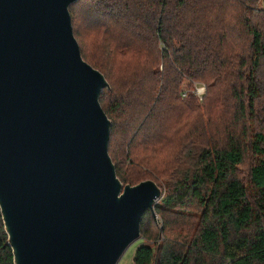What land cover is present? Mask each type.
<instances>
[{"label": "trees", "instance_id": "trees-1", "mask_svg": "<svg viewBox=\"0 0 264 264\" xmlns=\"http://www.w3.org/2000/svg\"><path fill=\"white\" fill-rule=\"evenodd\" d=\"M204 1V9L208 0H179L170 6L173 25L181 31L172 35L168 30L165 36L160 17L164 11L157 7L165 1L154 0L160 10L157 19L150 13L144 18L134 14V8L146 6L140 0L124 2L122 11L110 16L123 24L120 32L110 29L113 43L98 46L105 57L120 56L124 70L118 74L111 75L100 58L88 63L80 52L110 86V91L101 92L100 106L106 95L116 103L115 119L101 109L112 123L108 152L117 178L131 186L137 179L152 180L159 187V182L168 184L169 194L154 206L163 226L147 234L155 227L151 211L145 212L140 235L147 242L135 249L132 264H264V12L260 28L246 26L239 15L243 29H233L221 13L199 14ZM222 6L228 11L223 15L229 16L233 6ZM227 29L238 31L236 44L227 41ZM142 42L156 53L136 68L142 59L138 63L126 56L139 59ZM184 79L190 82L188 90L196 82L205 86L201 102L192 92L181 100ZM113 135L122 148L125 169L112 155ZM164 151H175L176 158L165 161L162 170L156 157ZM249 153L257 157L248 170L253 203L237 176ZM192 204L202 208L199 224H191L187 233L171 232L169 227L178 221L167 218L181 219ZM6 239L0 216V264H13Z\"/></svg>", "mask_w": 264, "mask_h": 264}, {"label": "water", "instance_id": "water-1", "mask_svg": "<svg viewBox=\"0 0 264 264\" xmlns=\"http://www.w3.org/2000/svg\"><path fill=\"white\" fill-rule=\"evenodd\" d=\"M78 1L0 0V216L13 264H117L163 196L116 176L99 103L110 86L81 57Z\"/></svg>", "mask_w": 264, "mask_h": 264}, {"label": "rangeland", "instance_id": "rangeland-1", "mask_svg": "<svg viewBox=\"0 0 264 264\" xmlns=\"http://www.w3.org/2000/svg\"><path fill=\"white\" fill-rule=\"evenodd\" d=\"M126 1L128 0H79L77 3L72 5L69 9L74 37L78 41L79 50L81 53L84 54L85 60L89 63V61H92V58H96V57L100 58L101 60L106 62L107 67L111 68V70H109L111 75L118 74L119 72H122L124 70L123 66L120 65L121 58L120 56L114 58V55H110V57L103 56L101 53H99L98 46L100 44H102L103 46H106V43H110V42L113 43L112 39L115 38V33L113 36L109 37L108 31L110 29L116 30V32H120V29L123 26V24H120L119 22L115 23L114 21L115 19L110 16L111 14H116L118 10H121L123 8V3ZM132 1L135 2L137 0H132ZM140 1L145 3L146 6H144L142 10L134 8V11H135L134 14H140L142 15V18H144L145 16L144 14L150 13L151 16L154 14V19L155 18L157 19V17H159V14L157 13L156 10L163 8L164 13L160 14V17L162 16L165 22L164 34H163L164 36L166 35L165 32L168 30L171 31V33L169 34H172V35H177L178 32L181 31L179 29V26L173 25V22H172L173 19L170 18L171 15H173L174 13L173 8H171L170 6H175L176 4H180L179 0H163V2L165 1L166 3L165 2L164 4H161L160 2L157 3L158 4L157 7L159 9L155 8L156 5H155L154 0H140ZM207 2H208V5H206L204 9H203V6L206 3V1L203 2L201 6V9L203 10L200 9L199 14L202 13L208 17L210 14L211 15L213 14L214 16H216L218 13H221L222 18L227 17L228 20L230 21V24H229L230 28L243 29L242 28L243 25L240 23L239 20L243 21L246 24V26L252 23H254V26L256 28H260L262 26V23H263L262 18H263V12H264V0H253L251 3L249 2V0H208ZM213 3H214V6H210V4H213ZM223 3L228 4L229 7L233 6L232 7L233 11L230 12L229 16L223 15L224 12L228 13V11L223 12V9H224V7L222 6ZM185 11L188 13L187 9ZM185 11H183L184 12L183 15H186ZM239 15H241V18L238 20ZM185 17L187 18V16ZM138 23L142 24L140 19L138 20ZM224 36H226L227 41H230L232 44H236L240 39L238 31L237 33L236 32L233 33L229 29L225 30ZM139 44L141 46L138 52H142L138 54L139 59L136 57L129 56V55L126 56L127 58L134 59L138 63L141 61L140 59H142L141 63H139L136 68H139L140 65L144 63V60L152 59L154 57V54L156 53V51L150 50L147 45H143V42ZM237 46L238 45H235L234 47L237 48ZM129 54H135V53L131 52ZM158 65H159L158 68L161 71L162 67L164 66L162 64V61H159ZM131 66H134V65H131ZM178 73L181 75V71ZM182 78H184V76L181 77V80ZM189 83L190 82L187 79H184L180 86L179 91L183 93L181 100L188 99V97L186 96L187 94L189 95L190 93H187V92H192L194 96L196 97V99H198L199 102H201V100L203 99L206 93L205 86L201 83L196 82V83H193L190 89L188 90L187 84ZM197 89L199 90L202 89L203 91L198 93ZM155 94L157 97L158 96L157 92H155ZM115 104L116 103L113 100V97H109L108 95L105 96V101L101 104L102 108L105 109V111L109 113L112 119H115V117L117 116V113L115 111L113 112V108H115L116 106ZM213 115L216 116V112H213ZM114 139H115V136L114 135L111 136V140L114 141ZM114 142H113L114 148L112 150L113 152L112 155L113 157L115 156L117 164L120 167H123L125 169L127 164L125 165L123 163L122 157L124 156V154H123L122 148L119 147L118 142H115V144ZM118 155H120L121 159L120 157H118ZM157 155L158 156L156 157V162H157V165H159L162 170H163V165H165L164 164L165 161H167L168 159L175 160L176 158L175 151L173 152L164 151ZM256 158L257 157H254L249 153L246 159L244 160L245 163L241 167H239L237 170V176L239 180L241 181V183H243V185L245 186V189L247 190L248 200L252 203H253L252 195H253V191L255 190H253V188L251 187L249 183L248 170L250 166L255 163L254 161L256 160ZM140 181L142 182V179L136 180V182L141 183ZM159 184L161 185V189L163 193L162 198H164L169 194V191H167L168 188L166 189L168 184L165 182H163V184L159 182ZM123 186L125 185L123 184ZM161 199L157 201L156 205L160 203ZM176 210L178 211V209ZM184 213L185 214L181 219H179L177 215H172L167 218V220L171 222L172 220H175V219H176L175 221H178L175 224H173L172 227H169V230L171 232L176 231V232H180L181 234H183V232L186 230L185 232L187 233L189 232L188 228L192 229L191 224H194V227H196V225L199 224V222L201 221L200 218H201L202 208L201 207L199 208L198 206H196V204H192L191 206H189L186 209V211H184ZM151 216L153 217V215ZM155 217H156L155 218L156 220L152 218L154 221L153 225L155 228L149 227L147 234L154 235L156 234V229L158 228L161 229L163 226V222L160 221L159 215L155 214ZM145 228H146V225L144 223L143 230ZM170 235H173V234H170ZM146 242L147 240L143 239V237L141 236L139 240H136L135 242L131 243L130 246L126 248L125 252L120 257V259L117 261V264H132V257L135 252V249L139 245L145 244Z\"/></svg>", "mask_w": 264, "mask_h": 264}, {"label": "built area", "instance_id": "built-area-1", "mask_svg": "<svg viewBox=\"0 0 264 264\" xmlns=\"http://www.w3.org/2000/svg\"><path fill=\"white\" fill-rule=\"evenodd\" d=\"M202 91H203L202 89H200V90H199V89H197V92H198V93H199V92H202Z\"/></svg>", "mask_w": 264, "mask_h": 264}]
</instances>
